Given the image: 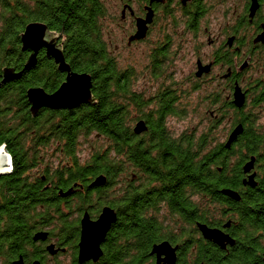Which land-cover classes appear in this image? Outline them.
Listing matches in <instances>:
<instances>
[{
	"label": "trees",
	"instance_id": "1",
	"mask_svg": "<svg viewBox=\"0 0 264 264\" xmlns=\"http://www.w3.org/2000/svg\"><path fill=\"white\" fill-rule=\"evenodd\" d=\"M194 3V12L185 21L191 29H197L203 10L199 0ZM106 16L103 0H51L48 8L41 2L31 6L25 0L3 4L0 82L3 68L24 70L31 55L22 50L26 25L45 21L58 35L57 44L71 68L92 76L95 99L94 104L41 109L33 115L27 89L40 86L52 93L66 77L44 49L21 78L0 87V145L12 157L11 173L0 177L3 264H12L20 255L27 263L40 259L47 264L50 255L45 243L33 240L43 229L59 239V246L72 249V264H79L80 214L85 209L98 214L104 204L117 209L118 220L103 244V257L85 264H155L150 252L163 240L180 245L177 264H199L201 254L194 252V259L188 261L190 249L200 243L196 224L210 223V215L217 212L223 217L234 211L232 232L264 231V130L257 123L260 112H256L257 107L264 108V85L254 83L249 110L247 103L239 109L226 96L210 95L213 105L220 104L214 112L218 118L211 119L199 136L184 133L174 137L167 120L182 115L178 107L181 93L169 87L147 98L135 91L134 69L121 68L104 39L102 20ZM169 53L164 45L155 50L156 71L163 70V59H169ZM230 111L238 116L230 131L239 123L244 131L227 148L224 141H216L214 132ZM139 119L148 123V131L140 135L133 129ZM93 133L104 138L106 146L81 162L80 138ZM251 156L256 157L259 179L256 186L243 189L242 166ZM101 174L107 177V184L90 187ZM123 175L129 180L124 189L118 185ZM135 176L136 180H130ZM71 187L75 191L70 196L60 195ZM224 187L239 189L241 199L224 195ZM108 190L113 191L107 195L109 200ZM163 208L171 224L160 219ZM59 255L63 253L50 257Z\"/></svg>",
	"mask_w": 264,
	"mask_h": 264
},
{
	"label": "rangeland",
	"instance_id": "2",
	"mask_svg": "<svg viewBox=\"0 0 264 264\" xmlns=\"http://www.w3.org/2000/svg\"><path fill=\"white\" fill-rule=\"evenodd\" d=\"M119 2L120 0H104L107 16L102 22L104 39L109 51L117 59L121 68L130 67L134 69L136 77L133 87L135 91L144 94L145 97H151L169 87L177 88L181 93L178 107L182 111V115L169 117L167 128L174 137H179L184 133H194L199 136L211 124V119L218 118L214 112L220 104L213 105L209 96L221 94L227 97L229 92L222 87L225 83L219 84V81H214L218 68L206 74L203 78H199L202 81L196 80L197 78L192 76L191 73L195 71L198 56H201L204 62H208L212 54L217 51L216 45L208 43L209 37L204 34V29L209 27L212 31V36H220L219 31L226 29L227 23L231 22L230 20L235 17L233 9L223 5L215 7L213 2H211V10L200 24L201 36L199 39L187 30L180 12L176 13L175 11L174 16H169L161 11L156 24L153 25L148 36L129 46L128 38L131 34L132 26L129 19L127 21L121 19V10L118 7ZM235 2L240 4L241 1L235 0ZM198 40L202 43H199L200 47L195 42ZM163 45L170 51V58L163 59V70L156 71L153 66V54L156 49ZM257 65V63L252 64V67H249L246 71L249 81L246 82L249 87L260 77ZM225 69L226 66L224 71ZM251 88V94L247 101V110L251 109ZM210 110H213V114ZM256 112H260V118L257 123L261 130H264V108L257 107ZM237 117L233 111H230L225 116L214 132L217 138L216 141H226L232 127L231 124ZM105 146L106 141L104 138L97 137L96 133L89 137H81L79 145L81 162H85L94 152L100 151ZM49 160H53V158ZM110 192L112 193L113 191L110 190ZM106 199L109 200V197ZM159 217L164 222L171 224L167 210L163 209ZM72 252L73 250L69 249L66 255H59L57 259H51L49 256L47 264H56L57 261L72 264ZM1 262L0 260V264H3Z\"/></svg>",
	"mask_w": 264,
	"mask_h": 264
},
{
	"label": "water",
	"instance_id": "3",
	"mask_svg": "<svg viewBox=\"0 0 264 264\" xmlns=\"http://www.w3.org/2000/svg\"><path fill=\"white\" fill-rule=\"evenodd\" d=\"M161 1V0H151ZM185 4L187 0H182ZM259 7L258 0H252L250 6V16L253 17ZM148 13L145 18L137 19V29L129 38V44L134 41H140L147 37L149 24L153 20V11L147 8ZM49 28L42 22H31L26 25L24 32L21 35V43L23 51H30L31 55L25 63L24 70L32 68L37 62V56L41 50H45L47 56L54 59L60 71L66 73L64 82L59 88L49 93L43 87L34 86L27 89V98L30 104V111L36 115L41 109L64 110L74 109L83 104L95 103L93 95V79L92 76L86 72H76L71 68V65L66 61L63 50L58 46L57 42L50 40L47 37ZM233 39L229 40L232 43ZM255 41H262L264 43V31L255 39ZM197 77H202L204 74L211 72L212 64H204L201 60L197 62ZM247 64L242 66L245 68ZM16 71L13 67L3 68V78L0 82V87L7 82L19 79L23 75V71ZM246 92L243 91L240 85H236L233 93L234 105L241 109L246 104ZM134 132L138 135L148 131V123L145 119H139L134 124ZM244 131L243 123L237 124L230 131L226 141L225 147L230 148L237 140L239 135ZM256 164V157L251 156L242 168L243 172L247 174L244 179L245 185L256 186L257 172L254 171ZM12 171V157L5 145H0V177L8 175ZM107 184V177L104 174L97 176L90 187L104 186ZM74 192L71 187L66 192L60 191L63 197L70 196ZM234 200H240L241 196L238 191L232 189H223L221 191ZM118 220V212L116 209L106 205L103 207L99 217L94 220L86 211L80 222V240L78 243L77 261L79 264L87 262H98L104 255L103 244L112 226ZM229 224V223H228ZM197 227L202 233L203 237L219 244L222 248L225 247V242L233 243V239L224 235L220 229L211 228L206 224L197 223ZM50 232L48 230H39L33 235L35 242H45L48 240ZM46 251L55 256L59 252H65L66 248L57 247L54 243H49L45 247ZM179 245H173L169 240H163L153 245L150 255L155 257V264H177ZM12 264H28L23 255L12 261ZM30 264H43L40 259L33 260Z\"/></svg>",
	"mask_w": 264,
	"mask_h": 264
},
{
	"label": "flooded vegetation",
	"instance_id": "4",
	"mask_svg": "<svg viewBox=\"0 0 264 264\" xmlns=\"http://www.w3.org/2000/svg\"><path fill=\"white\" fill-rule=\"evenodd\" d=\"M8 1L9 0H0V13L1 10L3 9V4H5ZM25 1L26 3H29L31 6H34L35 4H37V2H41L45 8H48L49 2L51 0H25ZM239 1H241L240 4H237L235 0H199V2L202 3V8H203L201 17L199 19V25L197 29H191L187 27L186 28L189 32H192L196 38L199 39L201 36L200 24L201 21L208 16L212 8L211 2H213L215 7L218 5H223L233 9L235 13V17L232 20H230L231 22L227 23L226 29L224 30L222 29L219 31V34H221L220 36H216V37L212 36L211 34L212 31L209 29V27H206L204 29V34L208 35L209 37L208 43L216 45L217 51L214 54H212V57L208 62H204L203 58L201 56H198L196 64L198 60H201L204 64L211 63L212 64L211 72L216 70V68H218V72L216 73L217 75L214 81L215 80L219 81L220 82L219 84L225 83V85L222 87L228 90L229 96L227 97L233 101L234 89L236 85H240L243 91L246 92V99L248 101L249 95L247 92H251L250 87H252L251 89L253 91L254 83L257 81L259 82L257 84L261 83L262 85H264V43L262 41L259 42L255 41V39L264 31V0H258L259 7L253 17L250 16V6L252 4V0H239ZM194 4H195L194 0H187L185 4L182 2V0H161V1H153V2H151V0H120L118 7L121 10L120 12L121 19L123 21H127L128 19L130 20V24L132 26L131 34L129 35L130 38V36L133 33H135L137 29V19L146 17L148 13V9H147L148 7L151 8V10L153 11V20L152 23L149 24V30H148L149 33L153 25L156 24L159 13H161V11L165 12V14L169 16H174L175 11L176 13L180 12L182 14V20L184 21L185 24V21H188L189 19V15L194 12V9L191 8V6H193ZM31 22H42L48 26V24L45 21H31ZM0 27H1V22H0ZM48 28H49L47 34L48 39L58 42V38H59L58 35L55 34L54 31H52L49 26ZM129 38H128L129 46L137 42L134 41L131 44H129ZM231 38L233 39L232 43L229 42ZM195 42L199 47L201 46L200 44H202L200 40ZM223 53L226 54V59H224V56L222 55ZM245 63L247 64V66L242 69V66ZM255 63L258 64L257 65L259 72L258 75L260 77L253 83V85H250L249 87V85L246 82L248 81L246 71L249 69V67L250 68L252 67V64ZM225 66L226 69L224 71ZM197 69L198 66H196L195 71L191 73L192 76L197 78V79L195 78L196 80H198L199 78H203L206 75L204 74L202 77H197L196 76ZM199 81L202 80L199 79ZM211 113H213V111H211ZM254 171L257 172V176L255 179L258 180L259 174H258V170L256 169V166ZM246 177L247 174L243 172V177H242L243 189H247L248 187V185L244 184V179ZM130 180H136V176L132 177ZM127 181H129L128 178L126 177V175H123V177L121 178V183L119 184L120 187L124 189L127 186ZM137 182L138 181H136V183ZM95 189L97 188H94V190ZM223 189H232L239 192V189H235L232 187H224L221 189V191ZM107 195L110 196V190L107 191L106 197H108ZM205 197L207 198V196ZM208 201L210 200L208 199ZM106 205L107 204L102 205L100 207L98 214H94V215L90 212L89 209L83 210V212L80 214L79 230L81 231L80 222L86 211L90 214V217L92 219L96 220L99 217L103 207ZM226 213L227 214H225L223 217H221L220 212H217L214 215L211 214L210 215L211 219H209L210 223L200 222V221L198 222L202 224H206L211 228L220 229L224 235L233 239V243L225 242V247L222 248L219 244L204 238L196 224L199 233L198 237L200 243L198 247L195 246L194 248L190 249L188 253L189 263L195 257L193 255L194 252L198 255L201 254V258L199 259V264H264V231H258L254 234L253 233L249 234L244 232H232L231 229L233 227V224L235 223V219H233L231 216L233 215L234 211L231 212L227 211ZM247 236H250V238H247ZM58 240L59 239L57 237L49 236L48 240L42 243H45V246L49 243H54L56 244L57 247L66 248L65 252H61L63 254H66L69 251V247L59 246ZM79 240H80V233H79ZM78 243H77V247H78ZM173 245H179V244H173ZM77 253H78V249H77Z\"/></svg>",
	"mask_w": 264,
	"mask_h": 264
}]
</instances>
